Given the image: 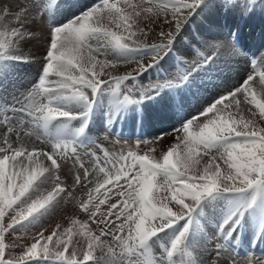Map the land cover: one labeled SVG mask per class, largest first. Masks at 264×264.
<instances>
[{"label":"snow or ice","instance_id":"obj_1","mask_svg":"<svg viewBox=\"0 0 264 264\" xmlns=\"http://www.w3.org/2000/svg\"><path fill=\"white\" fill-rule=\"evenodd\" d=\"M206 4L97 0L70 20L41 26L45 48L38 82L15 104L0 108V264H264V255L256 261L252 252L241 256L227 244L248 210L264 205V66L255 58L238 81L221 86L180 128L152 141L137 140L135 149L116 154L97 141L85 145L47 134L55 121L88 116L102 90L122 105H139L196 79L215 59L199 48L225 47L235 42V33L229 41L198 38L186 54L199 58L186 71L140 83L176 51L178 37ZM222 4L225 11L238 7L246 13L254 0ZM57 5L55 0H17L14 10L0 9V61L30 63L24 48L38 39V17ZM125 52L133 55H116ZM121 64L130 69L119 73ZM63 101L84 102L88 111L69 112L59 106ZM86 128L87 120L79 134ZM169 136L173 142L157 154L150 145ZM141 144L149 146L141 150ZM68 162L72 167H65ZM72 168L68 184L62 170L66 177ZM77 191L83 198L77 200ZM214 194L232 196L236 207L202 250L204 258L197 259L190 242L196 213ZM73 201L83 219L70 216L51 228L40 223ZM230 222L234 226L221 235ZM30 226L37 227L30 240L16 235Z\"/></svg>","mask_w":264,"mask_h":264},{"label":"bare ground","instance_id":"obj_2","mask_svg":"<svg viewBox=\"0 0 264 264\" xmlns=\"http://www.w3.org/2000/svg\"><path fill=\"white\" fill-rule=\"evenodd\" d=\"M65 1L66 0H60L57 8L55 9V10H57V12L60 11V9L62 8V4ZM211 1L216 2L217 4H222V0H215V1L211 0ZM262 1L259 2V4H260L259 8L260 9L263 8V6H264V2H262ZM38 2H39V0H38ZM82 2H83V0H80V1H78L77 4L75 3L76 5L72 9H68V8L73 7V4L71 6H69L66 9V11L62 12L60 18H53L51 16V19L53 21L57 19V21H55V24H57L59 22H62V21H67V20L72 19L74 16H77V15L81 14L83 12V10H85V8L87 9V7H89V5L87 4V2L85 0H84V4ZM16 5H17V0H3V3L0 4V9L8 8L10 10H14ZM215 12H216V14L214 15ZM254 12H255V7H253L250 11L244 13L238 7L235 8V9H230L228 11H225L224 6H219V7H214V11L211 13L212 16H209L206 19H200L199 18L200 15H198L197 19L204 22V24L206 25V29L208 31H210V32L213 31L214 33H217L218 35H216L215 37H218L219 40H222V41H227L228 40V39L227 40H223V39L219 38V36L223 33V32H221V29H220V28H222V30L225 33L230 34V36L232 35V33L236 34V38H235V42L236 43H239V44L245 43V42L249 43V49L252 51L254 48L255 49L257 48V44H258L254 40H258L261 37H264V13L262 15H260L258 17L259 20H257L255 18ZM46 13H48V12L44 11L43 14L38 17V22H37V25H36V36H37L38 39L35 40L32 44H29L27 47L24 48V51L26 53H30L31 54V62L30 63H24V62H20V61H13L14 63H17V64L31 65L33 69L30 71V73H26V71L24 72L23 70H20L19 68L18 69H13V71H11L12 68L10 70L9 69H1L2 65L0 64V71L3 70V73H2L3 76L6 75L5 76V80H0V108L5 107V105H7V104H9V105L15 104L16 103L15 98L20 95L19 98L22 99L23 97H22L21 94L25 93L27 90H29L33 86V84L38 81L37 79L39 78V74L37 72V68L40 67V65L42 63V55H43V51H44V48H45V41L43 39L42 33L40 31V28H41L42 25H45L47 23L46 22L47 19L45 20V14ZM246 14L249 15V16L246 17ZM216 16H217V21L215 22ZM68 17H71V18L67 19ZM9 19L11 20V17H9ZM221 20H224V22L220 23ZM144 23L151 24L150 21H145ZM152 27L154 28V30L156 32L159 31V29L155 28L154 25ZM235 27H236V30H233V29H235ZM183 33H185L186 36L190 35V33L185 32V31ZM149 35L152 36L153 39L155 38L153 33H150ZM224 36L225 35L223 34V37ZM261 39H263V38H261ZM206 40H208V39H206ZM230 43H234V42L229 41L228 45L226 46V51H229V53L231 51ZM232 46H233V44H232ZM181 49H182V47L177 45L176 50L179 52ZM182 52L183 51H181V53ZM236 52H237V50H236ZM181 53L179 52V54H181ZM116 55L119 56V57H127L128 56L126 53H116ZM171 57H172V55H171V53H169L168 56H166L160 62V64L156 67V71L153 70V69H150L148 72H146L141 77L140 83H144L145 84L148 81L149 78L155 76L156 72H158L157 75H159V76L162 75V73L165 72V69H166V66H167V60L169 58H171ZM10 61H12V60H10ZM164 61H166V62H164ZM125 69H130V66L121 64L118 67V72L122 74ZM39 70L41 71L42 69L40 68V69H38V71ZM169 70H171V69H169ZM24 87H27V88L23 89ZM185 88H186V85H183L182 88L177 92V96H179L180 92H182L183 97L186 94L188 96L189 100L192 101L193 99H195V94L193 95L191 93V91H189V90H188V92H184L183 91ZM205 90L208 93H210V92L213 93V91L209 92L208 89H205ZM166 93H169V92H166ZM208 93H206V94H208ZM114 97H116V96L112 94V96H110V97H107V96L103 97L102 96V98L98 99V96H97L95 98V101H96V105L94 107L95 112L92 113L91 119L89 121V122L92 121L91 125L89 127V131L86 133V137H85V132L82 134V135H84V139L86 138L85 141H84L85 145L90 144L93 141H97L99 144H102L104 147H106L110 152L114 153L116 150L121 151V149H124L125 151H127L126 148H129V147L135 149L136 141L137 140H142L141 137H145V138H147L148 141H152L156 137V134L154 133L153 129H156L157 126L155 124H152L151 122H147L146 121V115H150V112H148V110L146 109V105L144 103H141L139 105L134 104L133 107H128V106L123 105L126 108V112L123 115H120L118 113L120 111V108L116 106L117 103H119V99L120 98L119 99H115ZM101 99L102 100L109 99V101H105L104 102V108L103 107L98 108V106H99L98 102ZM151 101H153V99ZM59 106L62 107L64 110H67L69 112H74V113H81L82 114V113L88 111L87 108H84L82 106V104H79L77 101H63V102L59 103ZM143 106H144V109H146V110L142 109ZM150 106H148V108H151ZM160 108H162V107H160ZM185 108H187V107H185ZM151 109L155 110L157 108L155 106H153V108H151ZM165 109L166 110H172L173 112H175L169 104L166 105ZM123 117H125V126H124V133L123 134H124V136H128V135L132 134L131 136H133V139L125 141L126 143L129 144L128 145V144H124L123 143L124 141H122V139L117 138L114 135L115 140L113 139V142L114 143L118 142V147H114L113 148L112 145L113 146H115V145L114 144L111 145V142H110L108 136L111 135L110 130L120 131L121 120H122ZM177 117H179V115ZM178 119H180V118H178ZM85 120L88 121V118H85L82 115H81V117L79 119L59 120L50 129H47V134L50 137H52V138L61 139L59 137L60 136L59 133H63V131H65V130H69V134L72 131H74V130L78 131V129L84 125ZM133 121H135V123ZM139 121H141L140 136H139V138H136L135 130L137 128V125H138ZM151 121H152V118H151ZM58 124H60V127H57V129H56V126ZM54 130H56V133H55ZM167 133H171V132H167ZM63 134H65V133H63ZM74 135L75 134H73L72 136H74ZM105 136L107 137V139H105ZM65 137H67V134H65ZM114 137H112V138H114ZM32 140H33V138L26 139L25 143H31ZM173 140H174V137L173 136H169V137H166L163 140V142H158L156 145H150V146L156 147L157 154H159L160 152L164 151L166 149V147L171 142H173ZM126 145H128V146H126ZM143 146L146 148L149 145L141 144V147H143ZM91 148L96 150L95 149V145L91 146ZM141 150H144V149L141 148ZM81 154L83 156L82 152H81ZM83 158L85 160V166L86 167L90 166L91 165V159L89 157H87V156H83ZM69 166L72 167L71 162H68V164L65 167H69ZM72 169L73 170H72L71 174H69L66 177L64 176L66 181L69 182V184H71L70 182L72 181V176L75 173V168H72ZM62 174H63V170H62ZM221 199H226V198L224 197V198H221ZM70 203L71 202H69L67 204V207H66V208H68V211L71 210V212L72 211H76L77 212V210H75L76 208H74L75 205L73 203H72V205H70ZM233 204H234V202H233ZM223 206H225L224 202L223 203L219 202V204H218L217 201H216L211 207L208 206L207 212L204 215V217H200L199 216L198 218H200L202 222H205L209 218L212 217L214 212H217ZM64 209H65V207H64ZM234 209H235V206H234ZM64 212L66 213V211H64ZM71 212L69 211V213H67V215L68 214H73V212L72 213ZM250 213H251V210L249 209L247 214L249 215ZM263 216H264V214H263ZM251 217H252V220H253V218H256L257 220H255V221H259V218H257L255 215H253ZM81 219H82V217H81ZM196 220H198V219H195V223H194L195 229L194 230L197 229V225H198ZM216 223H217V221L215 220V223H212L211 226H208L210 231H208L207 233H208V237L210 238V241H212V238L214 236H217V234H218V231L215 228ZM230 223L225 226V229H227V227L230 225ZM213 230H214V232H213ZM196 231H198V229ZM245 235L246 234H242V239L240 238V239L236 240V242H238V244L233 241L236 244L237 249H239V250L244 248L243 242H246V241H248L250 239L248 235H246V236ZM195 236H196V234L194 233L193 237H195ZM211 236H213V237H211ZM80 240L83 242L82 239H80ZM79 245L81 247L84 246L82 244H79ZM261 246L262 247H260L258 249V251L259 250H264V244H262ZM192 247L197 249L195 246H192ZM193 254L194 255L198 254V250H197V252H194ZM197 257H199V256H197Z\"/></svg>","mask_w":264,"mask_h":264},{"label":"rangeland","instance_id":"obj_3","mask_svg":"<svg viewBox=\"0 0 264 264\" xmlns=\"http://www.w3.org/2000/svg\"><path fill=\"white\" fill-rule=\"evenodd\" d=\"M78 1H80V0H77V1H75V2H73L72 4H73V7H71V8H68V9H72V8H74V6L78 3ZM86 2H87V4L89 5V7H87V9L88 8H90L91 6H93L96 2H97V0H85ZM215 1V0H214ZM257 0H254V6L253 7H255V12H254V15H255V18L257 19V20H259L258 19V17L260 16V15H262L263 13H264V6H263V8H259V6H260V4H259V2H261L262 0H258L257 2H256ZM66 2V1H65ZM64 2V3H65ZM94 2V3H93ZM262 2H264V0L262 1ZM76 3V4H75ZM83 4H84V0H83V2H82ZM72 4H70V2H66L65 3V6L66 7H68L69 5L71 6ZM206 5H212L213 7H219V6H223V4H217L216 2H213V1H211V0H207V4ZM252 7V8H253ZM251 8V9H252ZM63 9L64 8H62V11H63ZM85 10H86V8H85ZM85 10H83V11H85ZM64 11H66V9L64 10ZM63 11V12H64ZM206 11H209V9H207ZM64 14V13H63ZM201 14V13H200ZM205 14V16L204 17H202V16H199V18L200 19H206L207 17H209V16H212V14L211 15H208L207 13H204ZM216 14V12L214 13V15ZM55 16H57V15H55ZM197 16V18H198V15H196ZM196 16H194V17H196ZM249 15H247L246 14V17H248ZM193 17V18H194ZM50 18H51V16H50ZM69 18H71V17H68L67 19H69ZM193 18H192V20H193ZM45 19H47L48 20V18L45 16ZM47 20H46V22H47ZM191 20V21H192ZM55 21H57V19L56 20H52L51 19V24H53V25H55ZM194 21L196 22V24L197 25H199L200 23H204L203 21H200V20H198V19H194ZM217 21V16H216V18H215V22ZM222 22H224V20H221L220 21V23H222ZM204 27L205 28H198L197 30H198V32H197V30L196 29H193V32L194 33H196L197 35L196 36H194L193 38H194V43H195V41L198 39V38H201V37H203V39H208V40H212V39H218V37H215L216 35H218L217 33H214L213 31L211 32V33H214V34H208V32H210V31H208L207 29H206V25L204 24ZM191 29H192V27H191ZM221 29V32H223L220 36H219V38H221V39H223V40H229V37H230V34H228V33H225L223 30H222V28H220ZM258 29V28H257ZM233 30H236V27H235V29H233ZM189 33V32H188ZM183 34V33H182ZM223 34L225 35L224 37H223ZM206 35H207V37H206ZM228 36V37H227ZM180 37H178V39H179ZM261 38H263V39H261ZM260 39H258V40H254L255 42H257L258 44H257V48L255 49H253L251 52L253 53V51H255L254 52V54H253V57L252 58H255L257 61L261 58V54L262 53H264V37H261ZM187 40H192V36H190V35H187V38H186ZM227 40V41H228ZM261 41V42H260ZM189 43V42H188ZM235 43V42H234ZM234 43H230V47H231V51H230V53H229V51H226V46L225 47H220V48H215V49H213V48H204V47H201V48H199V51L200 52H203V54H204V56H208V55H212V56H214V62L211 64V67H210V71L209 72H204L203 74H204V76L205 77H207L210 81H212V78H215L216 76H218L217 78H216V80H220V82H222V84H216V87L214 88V90H212V89H210L209 88V86H207L205 89H208V91L210 92V91H213V93L212 92H210V93H208V92H206V93H208V94H206V93H204V94H206V95H210V96H213L214 95V97L216 96V95H218V93H219V90H220V87L221 86H223V85H225V84H231V83H234V82H236V81H238L243 75H244V73L248 70V66H247V64H245V66L246 67H237V66H232L231 64H224L227 60H226V57H225V59H223V57L224 56H228L230 59L229 60H232L233 62H235V63H238V61L237 60H235V58H234V52H236V50H234V48H233V46H232V44L234 45ZM263 43V44H262ZM242 44V43H241ZM177 45H179L180 47H184L188 52H190V49L187 47V44H186V41L184 40V39H182L181 38V41H178V44ZM189 45H193V44H189ZM240 45V44H239ZM263 45V46H262ZM182 47V48H183ZM180 49V48H179ZM178 49V50H179ZM261 50V51H260ZM181 51H182V49L179 51L180 53H181ZM187 51H183L181 54H179V52L176 50L175 51V53L177 54L176 55V57H171L172 59H174V60H176V59H181V60H183L184 61V59H185V61L187 60V58H188V55L186 54L187 53ZM246 51H247V48H246ZM260 51V52H259ZM126 53V52H125ZM237 53H239L238 51H237ZM128 56L129 55H133V53H126ZM171 58H169L168 60H167V66H166V69H165V76H168V75H171V74H176L177 73V69H175V67H174V64H173V62L171 63ZM189 58L191 59V61L193 60V59H196V58H199L198 56H197V54H193V55H189ZM251 58V59H252ZM10 61V60H9ZM184 61V62H185ZM223 61H225V62H223ZM232 61H228V62H232ZM164 62H166V61H164ZM250 61H247V63L250 65V63H249ZM223 64L225 65V72L224 73H222V74H220L221 72L220 71H217L218 70V68L219 67H221V66H223ZM4 65V66H3ZM10 65H15V69H20V70H23L24 72L26 71V73H30V71L33 69L32 68V66L31 65H27V64H17V63H14L13 61H11V62H8V61H5V63H3L2 64V67H1V69H11L12 67H10ZM258 65L259 66H264V63H261V61L258 63ZM24 66V67H23ZM209 66V65H208ZM231 66V67H230ZM174 67V68H173ZM41 67H38L37 68V70L38 69H40ZM13 69L14 68H12L11 69V71H13ZM25 69V70H24ZM169 69H171V70H169ZM153 70H155L156 71V68L155 69H153ZM174 70V71H173ZM29 71V72H28ZM171 74H170V73ZM3 70L2 71H0V80H5V76H3ZM168 73V74H167ZM218 73V74H217ZM2 74V75H1ZM167 74V75H166ZM178 74V73H177ZM234 74V75H233ZM162 75H163V73H162ZM162 75H160V76H162ZM230 75V76H229ZM232 75V76H231ZM159 75H157L156 77H160ZM214 76V77H213ZM153 77H151V78H149L148 79V81L145 83L146 85L148 84V82H150L151 81V79H152ZM211 78V79H210ZM202 81H201V83H200V86H205L206 84H207V82H208V80H205V79H201ZM196 81H197V78L196 79H194V80H192V85H193V87L192 88H190V90L189 91H191V93L194 95V93L197 91V90H201L200 88H198V86H197V84H196ZM206 82V83H205ZM141 84H143V85H145L144 83H141ZM188 84H190V83H187V85L186 84H184V85H186V88L188 87ZM28 87V86H27ZM27 87H24L23 89H25V88H27ZM185 88V89H186ZM217 88V89H216ZM185 89L183 90L184 92H185ZM205 89H203L204 91H206ZM180 89H174V88H169V89H164L161 93H160V95H157V96H155L154 98H152L153 99V101H151L152 99H146V102L144 103L145 105H146V109L148 110V112H150V115H146V121L147 122H151L152 124H155L157 127H156V129H153V131H154V133L156 134V137H158V136H161L162 134H164L165 132L167 133V132H172L173 131V129H177V128H180L181 127V125L183 124V123H181V121L182 120H190V119H188V117H189V113L193 110V109H197V108H199L201 105V101L199 100V98H198V96L195 94V99H193L192 101L191 100H189V98H188V96L185 94L184 95V97H182V98H179L178 96H177V92L179 91ZM169 92V93H166V92ZM104 92H109V91H104V90H102L101 91V93H102V95H99L98 96V99L99 98H102V96L104 97V96H107V97H110V96H112V93L111 94H108V93H104ZM165 94H164V93ZM218 92V93H217ZM104 93V94H103ZM215 93H217V94H215ZM19 95V94H18ZM18 97H20V95L18 96ZM117 97V96H116ZM97 99V100H98ZM110 99V98H109ZM109 99H107V100H100L99 102H98V104H99V106H98V108H101V107H103L104 108V102L105 101H109ZM117 99H119V98H117ZM211 100V99H210ZM209 99H208V102L210 101ZM113 101V100H112ZM162 101V102H161ZM208 102H204L205 104L206 103H208ZM150 103V104H149ZM100 104H101V106H100ZM148 104V105H147ZM167 104H169L171 107H172V109L176 112H173L172 110H166L165 108H166V105ZM151 105V106H150ZM159 105V106H158ZM148 106H150L151 108H153V106H155L157 109H155V110H153V109H151V108H148ZM82 107V106H81ZM160 107H162V108H160ZM185 107H187V108H185ZM142 109L143 110H146V109H144V106L142 107ZM163 109V110H162ZM196 111V110H195ZM95 112V110L93 111V113ZM126 112V108L123 106V105H121V108H120V111L118 112L120 115H123L124 113ZM179 113V114H178ZM192 113V112H191ZM174 114V115H173ZM179 115V117H177ZM177 117V118H176ZM151 118H152V121H151ZM178 118H180V119H178ZM174 119V120H173ZM201 119H202V117H201ZM92 122V121H91ZM91 122H89V126H88V129H87V132L89 131V127H90V125H91ZM134 123H135V121H133ZM82 126V125H81ZM74 128V127H73ZM75 129V128H74ZM171 130V131H170ZM126 137V136H125ZM52 138V137H51ZM142 138V141H143V139L144 140H147V138H145V137H141ZM34 139V138H33ZM53 139H56V138H53ZM112 139H114L115 140V137L114 138H112ZM120 139H122V141H124L123 143L124 144H128V143H126L125 141L128 139H126V138H120ZM110 140V139H109ZM131 140V139H130ZM110 142H111V140H110ZM85 144V143H84ZM115 146H113L112 145V143H111V145H112V147L114 148V147H118V142H115V143H113ZM129 145V144H128ZM128 145H126V146H128ZM141 148H143V149H145V147L143 146V147H141ZM126 149H128V148H126ZM94 150V149H93ZM114 152V151H113ZM99 153V152H98ZM100 154V153H99ZM93 162H92V160H91V164H92ZM69 167H71V166H69ZM73 170V169H72ZM102 175V174H101ZM62 177L63 178H65L64 177V174H62ZM66 183H68L69 184V182H67L66 181ZM70 183H72V181L70 182ZM79 194V195H78ZM75 195H76V197H77V200L78 199H80V198H83V196H84V193H82V192H79V191H77L76 193H75ZM226 195V194H225ZM228 195V194H227ZM226 199H221L222 201H220L221 203H223L224 202V204H226L227 202H231V200L233 199V197L232 196H228V197H225ZM215 202H216V200L215 199H213ZM214 201H211V202H214ZM214 202V203H215ZM234 202V206L236 207V205H235V201H233ZM72 203L75 205V207L74 208H76L75 210H77V212H78V209H77V205H76V202L75 201H73V202H71L70 203V205H72ZM214 203H211V204H209L208 206L209 207H211ZM67 204L68 203H66V204H64L63 205V207L61 208V209H59V210H57L52 216H49V217H45V218H43L42 219V221L40 222L45 228H51V227H53L56 223H61V222H63V221H65V220H67L68 219V217H70V216H75V218H80L81 219V217H82V219L84 218V216H83V214H79V215H76L77 214V212L76 211H72L73 212V214H68L67 215V213H69V211L71 212V210H69L68 211V208H66L67 207ZM204 205V204H203ZM231 205V204H230ZM208 206L207 207H205L204 209H203V211L201 212H198V213H196V219H200V218H198L199 216L200 217H204V215L206 214V212H207V208H208ZM234 206H232L231 208H230V211H233V209H234ZM64 207H65V209H64ZM103 207H106V205L105 206H103ZM66 211V213L64 212V211ZM102 210H103V208H102ZM71 212V213H72ZM58 213V214H57ZM60 215V216H59ZM253 216V215H252ZM214 217L215 216H213V217H211V218H209L207 221H205V222H202L201 221V224L200 225H197V229H198V231H196V230H193L194 232H193V234L192 235H194V233L196 234V236L195 237H192V239L190 240V242H191V247L192 246H195L196 248H197V250L199 251V250H201V252H202V250L205 248V246L206 245H208L211 241H210V238L208 237V235H206L205 236V238H203L201 241H196V239H197V237L200 235V234H204L205 233V231H204V228H206L207 227V230H209V227L208 226H211L212 225V223H215V220L216 219H214ZM63 220V221H62ZM197 221V223H198V220H196ZM207 222V223H206ZM194 229V228H193ZM36 231H37V227H32V226H30L28 229H26V230H20V231H18L17 233H16V235L17 236H19V237H22V238H24V240H30V238L36 233ZM171 231H174V230H170V232ZM210 231V230H209ZM249 231H252L251 230V228L248 230V232ZM169 232V233H170ZM213 232H214V230H213ZM46 235L47 234H49L48 232H46L45 233ZM208 234V233H207ZM247 235V234H246ZM245 235V236H246ZM211 237H213V236H211ZM242 239V234L238 237V238H236V239H234L233 241L236 243V240H238V239ZM55 239V238H54ZM74 239V242H79V244H82V245H85V242L83 241H81L78 237H74L73 238ZM209 242V243H208ZM238 244V243H237ZM158 249H159V245L157 244L155 247H154V251H158ZM15 251H16V253L17 254H20V252L22 251V249L21 248H17V249H15ZM69 251H71V249H69ZM157 254H159V253H157ZM194 255V254H193ZM197 256H199V257H197ZM194 257H196V258H200V259H203L202 258V255L198 252V254H196V255H194ZM258 261H259V259H258ZM243 263V262H242ZM36 264H41V262H36Z\"/></svg>","mask_w":264,"mask_h":264}]
</instances>
